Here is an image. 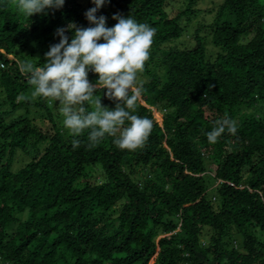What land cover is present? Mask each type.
Wrapping results in <instances>:
<instances>
[{"label":"trees","instance_id":"trees-1","mask_svg":"<svg viewBox=\"0 0 264 264\" xmlns=\"http://www.w3.org/2000/svg\"><path fill=\"white\" fill-rule=\"evenodd\" d=\"M201 1L182 0L170 14L171 0H107L96 13L107 27L119 14L156 29L135 113L153 128L129 151L107 135L89 148L88 131L74 149L51 98L33 97L20 70L28 49L42 66L57 28L92 26L91 0H65L30 19L0 0V49L14 56L0 52L2 264H264V0H222L213 20L195 28V46L169 44L183 37ZM30 109L50 118L45 129ZM226 114L236 134L210 144L206 133Z\"/></svg>","mask_w":264,"mask_h":264},{"label":"clouds","instance_id":"clouds-1","mask_svg":"<svg viewBox=\"0 0 264 264\" xmlns=\"http://www.w3.org/2000/svg\"><path fill=\"white\" fill-rule=\"evenodd\" d=\"M91 2L95 6L85 12V17L92 26L70 23L57 28L55 35L59 42L50 45L42 66L25 61L20 70L29 76L33 97L58 102L63 126L73 137L74 149L81 144L78 137L88 131L89 148L96 147L107 135L114 138L118 149L135 151L146 143L153 128L152 120L135 113L142 98V87L136 84L137 74L143 72L150 58L156 29L119 14L112 17L117 23L107 27V18L96 15L107 0ZM12 3L20 15L30 19L61 9L65 0H12ZM67 32L72 33L70 42ZM89 73L98 75L94 83L89 80ZM97 92H102L115 107L103 106ZM86 104L94 105V110L89 111ZM226 132L231 135L237 132L236 122L227 114L215 121L206 137L210 144H215Z\"/></svg>","mask_w":264,"mask_h":264},{"label":"rangeland","instance_id":"rangeland-1","mask_svg":"<svg viewBox=\"0 0 264 264\" xmlns=\"http://www.w3.org/2000/svg\"><path fill=\"white\" fill-rule=\"evenodd\" d=\"M80 1H82L83 4H85V5H89V3H90V0H80ZM181 1L182 0H171L170 5L168 6V11H169L170 14H173V13H175L177 11V8H179L181 6ZM221 2H222V0H203V1H201L200 4H199V7L201 8V12H199L196 16H193L192 22L189 23V25L187 26L186 30L183 33V37H180L178 39H174V40L170 41L169 44L172 43L173 45H178L181 48L195 46L196 45V41L193 38V35H194L193 32H194L195 28L197 26H199L200 24H206V23H209L210 21H212L213 18L216 16V12H217L216 8H217L218 4L221 3ZM90 5H94V4L90 3ZM212 8L216 9V10L209 11ZM209 48H210V50H214V47L212 45H210V44H209ZM1 52L4 53L8 58H11V59L14 58L13 55L7 54L4 50H1ZM25 54H26L25 57H27V59L31 63H34L35 60L39 57V53L38 52H36L33 57L28 56V54H30V50L29 49L26 50ZM19 56H21V55H19ZM25 57L23 56L21 58L24 61H21V60L20 61L21 62H25ZM92 74H94V73H92ZM143 78L145 79V76L142 74V72L137 74V80H136L137 86H138V82H140L141 79H143ZM2 99L3 98H0V100H2ZM48 106H49L50 110L53 111V113H54L53 115H54L55 121L59 125H63L62 121H63L64 117L61 114V112L59 111L58 102H56V101L51 99ZM1 107L2 106H0V108ZM92 107L94 109L95 106L92 105ZM152 109L154 111L155 117L159 120V122H162L163 113L157 111L155 108H152ZM20 113L21 114L25 113V110L22 109V110H18L16 112H14L11 116H9L7 118V120H11L13 117L20 115ZM41 113H42V111L39 110V109H30V114L32 116L36 117L35 121L37 122V124L45 129L48 126L49 122H50V120H49L50 118L45 117L43 119H40V117H43ZM44 113L46 115V111H44ZM213 168H214V166H211L210 170L213 171ZM90 174H92L91 179L95 180V177H97L99 173H98V170L96 168H91L90 169ZM213 192H214V190L212 189L209 192V195H212ZM27 214H28V211L25 212L23 215L27 216ZM258 234L260 235V237H262L264 239V234H262L261 232H258ZM234 243H235V246H236V244L239 245V241L238 240L235 241V238H234ZM0 264H2L1 259H0ZM150 264H154V260H152L150 262Z\"/></svg>","mask_w":264,"mask_h":264},{"label":"built area","instance_id":"built-area-1","mask_svg":"<svg viewBox=\"0 0 264 264\" xmlns=\"http://www.w3.org/2000/svg\"><path fill=\"white\" fill-rule=\"evenodd\" d=\"M0 52H1V49H0ZM0 66L1 67H4L5 66V63L2 61L1 57H0Z\"/></svg>","mask_w":264,"mask_h":264}]
</instances>
